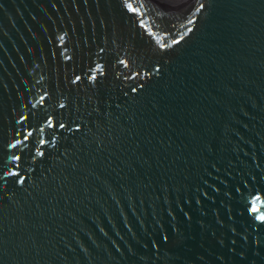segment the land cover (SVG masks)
Masks as SVG:
<instances>
[{
  "label": "water",
  "instance_id": "water-1",
  "mask_svg": "<svg viewBox=\"0 0 264 264\" xmlns=\"http://www.w3.org/2000/svg\"><path fill=\"white\" fill-rule=\"evenodd\" d=\"M0 264H264V0H0Z\"/></svg>",
  "mask_w": 264,
  "mask_h": 264
}]
</instances>
